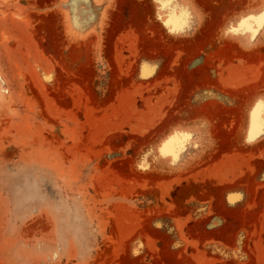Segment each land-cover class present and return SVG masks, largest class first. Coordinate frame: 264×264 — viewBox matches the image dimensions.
I'll return each instance as SVG.
<instances>
[{
  "label": "rangeland",
  "instance_id": "374dc122",
  "mask_svg": "<svg viewBox=\"0 0 264 264\" xmlns=\"http://www.w3.org/2000/svg\"><path fill=\"white\" fill-rule=\"evenodd\" d=\"M261 13L0 0V264H264Z\"/></svg>",
  "mask_w": 264,
  "mask_h": 264
},
{
  "label": "snow or ice",
  "instance_id": "6c2138e0",
  "mask_svg": "<svg viewBox=\"0 0 264 264\" xmlns=\"http://www.w3.org/2000/svg\"><path fill=\"white\" fill-rule=\"evenodd\" d=\"M158 2H164V0H158ZM184 16H185L186 21H189V20L192 19V17H191V13L188 12V11H185ZM252 20H256V21H258V28H256V27H251V28H250V27H249L250 22H251ZM258 29H264V13H261L258 17H256V16H251V17H245V18H243V19L240 21V27H239V28H237V27H231V28L229 29V31L232 32V33H237V34H238L240 31H243V30H251V31L255 34V32H256ZM182 135H184V136H185L186 138H188V139L191 138V134L183 133ZM251 139H252V137H251V135H250V141H249V142H251ZM166 147H167V146H165V148H162V149H161V153L164 154V155L167 154V152H166Z\"/></svg>",
  "mask_w": 264,
  "mask_h": 264
},
{
  "label": "bare ground",
  "instance_id": "6f19581e",
  "mask_svg": "<svg viewBox=\"0 0 264 264\" xmlns=\"http://www.w3.org/2000/svg\"><path fill=\"white\" fill-rule=\"evenodd\" d=\"M256 127V126H255ZM256 136V135H255Z\"/></svg>",
  "mask_w": 264,
  "mask_h": 264
}]
</instances>
